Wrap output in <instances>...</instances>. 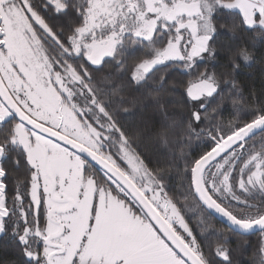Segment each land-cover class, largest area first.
<instances>
[{"label":"snow or ice","instance_id":"1","mask_svg":"<svg viewBox=\"0 0 264 264\" xmlns=\"http://www.w3.org/2000/svg\"><path fill=\"white\" fill-rule=\"evenodd\" d=\"M221 29L264 38V0H0V235L25 264H233L193 207L264 237V103L235 78L254 50ZM144 99L158 118L132 132ZM7 165L24 170L11 194Z\"/></svg>","mask_w":264,"mask_h":264},{"label":"trees","instance_id":"2","mask_svg":"<svg viewBox=\"0 0 264 264\" xmlns=\"http://www.w3.org/2000/svg\"><path fill=\"white\" fill-rule=\"evenodd\" d=\"M226 24H230L234 17H222ZM221 44L229 46L246 45L254 50V59L249 63H245L242 59L239 60L241 64L239 73L236 75V80L241 89V95L243 97L242 103L245 105L253 97L258 103H264V63L261 60L264 59V38L258 33H252L250 31L237 32L235 35L229 33L226 29H221ZM223 55V54H221ZM133 63L130 59L128 61L129 66ZM211 63V62H209ZM226 63L225 60L220 59L215 62V71L217 73L225 71L222 65ZM105 71H111V68H106ZM174 79H186V77L176 75ZM141 93H135L138 97ZM165 100L170 97L165 96ZM178 99V97H177ZM228 111L224 114V121L227 122L231 119V113L234 111L231 101H228ZM247 107L244 111L238 113V116L244 117L247 112ZM126 124L130 131L136 132L145 127H154L153 121L158 118L156 109L151 106V101L144 99L142 103L133 107L129 113L123 114ZM158 127V125H156ZM196 142L193 141V149H195ZM150 158L153 160V165L159 164L166 166L171 158L170 150L168 155L160 154L162 149L155 143L148 145ZM199 151V149H195ZM10 172L6 177L7 191L12 193L14 185L16 184L17 177H23L24 170L11 171V165H7ZM170 179V186L180 190L179 186L184 182L183 174L175 166L172 167L166 181ZM189 215L193 217V226L198 232H203L207 236L205 243L209 246H215L218 242L219 236L222 234L227 238V247L230 249L231 259L233 264H254L258 255L257 252L259 244L264 241V237L260 232H252L249 234H237L236 231L231 230L228 225L216 218L213 214L211 216H204L198 212V209L192 208L189 211ZM207 251V248H206ZM219 259V258H217ZM26 257H24L20 251L18 244L11 238V235L0 236V264H25Z\"/></svg>","mask_w":264,"mask_h":264},{"label":"water","instance_id":"3","mask_svg":"<svg viewBox=\"0 0 264 264\" xmlns=\"http://www.w3.org/2000/svg\"><path fill=\"white\" fill-rule=\"evenodd\" d=\"M213 215L218 218L219 220H221L223 223H225L226 225H228L230 228H232L230 222H228L225 218L220 217L218 214L213 213ZM258 230H251L248 233H241V234H249L252 232H257Z\"/></svg>","mask_w":264,"mask_h":264},{"label":"rangeland","instance_id":"4","mask_svg":"<svg viewBox=\"0 0 264 264\" xmlns=\"http://www.w3.org/2000/svg\"><path fill=\"white\" fill-rule=\"evenodd\" d=\"M1 236V235H0Z\"/></svg>","mask_w":264,"mask_h":264}]
</instances>
